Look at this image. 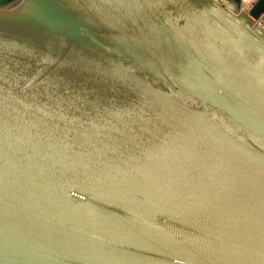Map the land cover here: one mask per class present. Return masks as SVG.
Returning <instances> with one entry per match:
<instances>
[{
	"label": "water",
	"instance_id": "1",
	"mask_svg": "<svg viewBox=\"0 0 264 264\" xmlns=\"http://www.w3.org/2000/svg\"><path fill=\"white\" fill-rule=\"evenodd\" d=\"M0 264H264V0L2 1Z\"/></svg>",
	"mask_w": 264,
	"mask_h": 264
},
{
	"label": "built area",
	"instance_id": "2",
	"mask_svg": "<svg viewBox=\"0 0 264 264\" xmlns=\"http://www.w3.org/2000/svg\"><path fill=\"white\" fill-rule=\"evenodd\" d=\"M255 0H240V7L243 10H247Z\"/></svg>",
	"mask_w": 264,
	"mask_h": 264
},
{
	"label": "rangeland",
	"instance_id": "3",
	"mask_svg": "<svg viewBox=\"0 0 264 264\" xmlns=\"http://www.w3.org/2000/svg\"><path fill=\"white\" fill-rule=\"evenodd\" d=\"M0 1H4V0H0ZM1 3V2H0Z\"/></svg>",
	"mask_w": 264,
	"mask_h": 264
},
{
	"label": "crops",
	"instance_id": "4",
	"mask_svg": "<svg viewBox=\"0 0 264 264\" xmlns=\"http://www.w3.org/2000/svg\"><path fill=\"white\" fill-rule=\"evenodd\" d=\"M0 2H2V1H0Z\"/></svg>",
	"mask_w": 264,
	"mask_h": 264
},
{
	"label": "bare ground",
	"instance_id": "5",
	"mask_svg": "<svg viewBox=\"0 0 264 264\" xmlns=\"http://www.w3.org/2000/svg\"><path fill=\"white\" fill-rule=\"evenodd\" d=\"M253 1V0H252Z\"/></svg>",
	"mask_w": 264,
	"mask_h": 264
}]
</instances>
